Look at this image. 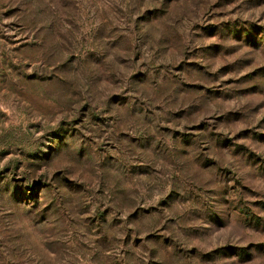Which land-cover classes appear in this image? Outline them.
Segmentation results:
<instances>
[{
    "label": "rangeland",
    "instance_id": "374dc122",
    "mask_svg": "<svg viewBox=\"0 0 264 264\" xmlns=\"http://www.w3.org/2000/svg\"><path fill=\"white\" fill-rule=\"evenodd\" d=\"M0 264H264V0H0Z\"/></svg>",
    "mask_w": 264,
    "mask_h": 264
}]
</instances>
